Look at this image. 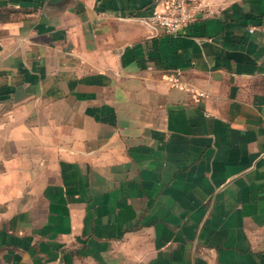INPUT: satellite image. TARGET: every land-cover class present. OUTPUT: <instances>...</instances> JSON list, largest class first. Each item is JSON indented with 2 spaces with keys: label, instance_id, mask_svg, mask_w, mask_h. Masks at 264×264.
Listing matches in <instances>:
<instances>
[{
  "label": "crops",
  "instance_id": "0c3cea01",
  "mask_svg": "<svg viewBox=\"0 0 264 264\" xmlns=\"http://www.w3.org/2000/svg\"><path fill=\"white\" fill-rule=\"evenodd\" d=\"M163 2L0 0V264H264V0Z\"/></svg>",
  "mask_w": 264,
  "mask_h": 264
},
{
  "label": "built area",
  "instance_id": "2783aa9c",
  "mask_svg": "<svg viewBox=\"0 0 264 264\" xmlns=\"http://www.w3.org/2000/svg\"><path fill=\"white\" fill-rule=\"evenodd\" d=\"M206 2L207 0H164L161 10H152L142 19L147 25L160 28L165 34L174 36L192 22L196 13L205 7ZM248 31L250 32L251 28ZM166 78L171 86L182 88L173 74ZM197 95L205 97L203 93Z\"/></svg>",
  "mask_w": 264,
  "mask_h": 264
}]
</instances>
